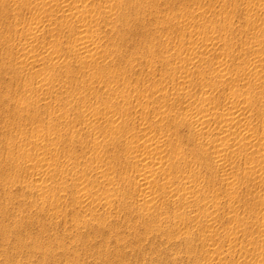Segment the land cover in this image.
Instances as JSON below:
<instances>
[{"label":"rangeland","instance_id":"obj_1","mask_svg":"<svg viewBox=\"0 0 264 264\" xmlns=\"http://www.w3.org/2000/svg\"><path fill=\"white\" fill-rule=\"evenodd\" d=\"M75 2L0 0V264H264V0Z\"/></svg>","mask_w":264,"mask_h":264},{"label":"bare ground","instance_id":"obj_2","mask_svg":"<svg viewBox=\"0 0 264 264\" xmlns=\"http://www.w3.org/2000/svg\"><path fill=\"white\" fill-rule=\"evenodd\" d=\"M76 2H77V0H75ZM72 2V1H71ZM75 2V3H76ZM67 3V2H66ZM66 3H64V5H63V8L64 9H66L65 8V6L67 7L68 5H66ZM74 3V4H75ZM70 5V4H69ZM72 5H73V3H72ZM75 6V5H74ZM69 7H71V5L69 6ZM79 7V6H78ZM68 8V7H67ZM63 9V10H64ZM68 9H70V8H68ZM76 9H80V8H76ZM75 10V9H74ZM82 10V9H81ZM81 10H79V11H81ZM83 10H85V9H83ZM73 11V10H72ZM76 12V11H75ZM74 12V13H75ZM81 12H83V11H81ZM68 13V12H67ZM70 13V12H69ZM72 13V12H71ZM70 13V14H71ZM73 13V14H74ZM84 13V12H83ZM63 14V13H62ZM61 14V15H62ZM75 14H77L78 15V13L76 12ZM74 14V15H75ZM74 15H72V16H74ZM80 15V14H79ZM81 15H82V13H81ZM66 16V15H65ZM68 16H70V15H68ZM66 18H67V16H66ZM84 35V34H83ZM83 37H87L88 38V36L86 35V36H83ZM81 38V37H80ZM79 39V38H78ZM81 39H83V38H81ZM80 42V41H79ZM78 42V43H79ZM84 42H86V41H84ZM88 42V43H87ZM87 44H90L89 43V41L87 40ZM82 43V42H81ZM85 43V44H86ZM78 45V44H77ZM81 45V44H80ZM79 46V45H78ZM84 46V45H83ZM88 46V45H87ZM80 47H82V45L80 46ZM79 48V47H78ZM91 54V53H90ZM89 55V54H88ZM92 55V54H91ZM236 97V96H235ZM234 97V98H235ZM239 97V96H238ZM196 110H194L193 108H190V109H186L185 111H184V114H185V116H184V119L186 120H190V121H188L189 123V126H190V129L193 131V132H195V131H199V132H204V131H206L205 130V128H206V126H205V123L206 122H208V117L206 116L207 114H205L203 111H202V109H200V108H195ZM238 111H240V110H238ZM236 109H229V110H227L226 112H225V110H224V112L222 113V116L220 115L219 116V121H222L223 123V125H222V127H224L223 128V131L221 130L220 131V133H221V135H219V140H218V142H216V144H214V147L216 148V157H217V160L220 162V165L222 164H224V162H225V157H224V151L223 150H225L227 147L230 149V147H235V143L234 144H231L229 141H228V138L230 137V135L232 134V127H233V123L235 122V120H238L240 117L239 116H241L242 115V113L240 112H238ZM244 113V112H243ZM216 115V114H215ZM212 116V115H211ZM222 117V118H221ZM211 118V117H210ZM220 118H221V120H220ZM237 123V122H236ZM206 124H208V123H206ZM234 125H235V123H234ZM220 126V125H219ZM247 126V125H246ZM111 127H114L113 125L111 126ZM209 128V127H208ZM245 128H248V127H245ZM243 129V131H245L244 130V128H242ZM249 129V128H248ZM247 129V130H248ZM247 130H246V132H247ZM242 131V130H241ZM251 131V130H250ZM223 133V134H222ZM239 133V135H240V133H241V135H243L244 137H246V133L245 132H238ZM248 133V132H247ZM251 133V132H250ZM253 134V133H252ZM240 135V136H241ZM239 136V137H240ZM248 136H250V135H248ZM251 136H253V135H251ZM242 138V137H241ZM251 138V137H250ZM150 139V138H149ZM260 139V138H259ZM258 139V140H259ZM169 140V139H168ZM209 141H211V140H209ZM251 141L253 142V139H251ZM237 142V141H236ZM171 143V142H170ZM208 143V142H207ZM210 143V142H209ZM208 143V144H209ZM254 143V145H255V143H256V141L255 142H253ZM239 144H240V142H239ZM160 143H156V144H154V146H153V144H152V146L154 147V148H156L155 149V151L158 149V150H160L159 148H160ZM243 145L244 144H240V146H237V144H236V146L239 148L240 147V149L241 148H243ZM261 146V147H259V149L261 148V149H263V152H264V139L262 138V140H259L258 141V146ZM135 147H137L136 145H134ZM257 146V145H256ZM139 147V146H138ZM143 147H144V151L143 152H141V154L144 156L143 158L144 159H146L147 161H149V162H147V163H145V165H144V172H143V176L141 177V180H142V184H145V185H149V184H151V182H153L154 180V177H153V175H152V172H154V171H152L153 169H159V166H160V164H162L163 163V161L165 160L164 158V156L160 153L159 155H155L154 154V148H151V147H149L148 145H143ZM238 148H237V150H238ZM244 148H245V146H244ZM247 148H249V145H248V147ZM247 148H245V149H243V151L244 150H248ZM138 149V148H137ZM137 149H136V152H137ZM236 149V148H235ZM234 149V150H235ZM258 149V148H257ZM139 150V149H138ZM157 150V151H158ZM156 151V154H158V152ZM179 152H181L180 151V149L178 150ZM223 151V152H222ZM227 151H228V149H227ZM227 151H226V153H227ZM236 151V150H235ZM242 151V150H241ZM240 151V152H241ZM259 151V150H258ZM262 150H260L259 152H261ZM177 152V151H176ZM175 152V153H176ZM237 152V151H236ZM226 153H225V156H226ZM140 154V155H141ZM177 154H179V153H177ZM228 154V153H227ZM261 155L262 154H264V153H260ZM137 155H139V154H137ZM180 156H181V153L179 154ZM184 155V154H183ZM174 156V155H173ZM169 157V156H168ZM177 156L175 155V158H176ZM183 157V156H182ZM143 158H139V160H143ZM252 158V157H251ZM172 159H173V157H172ZM42 160V159H41ZM43 160H44V158H43ZM253 160L254 159H252V162H253ZM228 161H229V159H228V157H227V162H225V163H228ZM167 162V161H166ZM170 162V161H169ZM218 162V163H219ZM257 163V162H256ZM165 164V163H164ZM171 164V163H170ZM50 165V164H49ZM221 165V166H222ZM47 166V165H46ZM263 166V165H262ZM34 167V166H33ZM254 167H256L255 165H254ZM253 167V168H254ZM153 168V169H152ZM44 169H45V167H44ZM160 169L164 172V170H163V168H161V166H160ZM159 169V170H160ZM255 170V169H254ZM166 171H167V169H166ZM102 172V171H101ZM106 172V171H105ZM160 172V171H159ZM107 173V172H106ZM155 173V172H154ZM36 174H37V172H36ZM163 174V173H162ZM169 174V173H168ZM101 176H103L102 175V173H101ZM107 176V175H106ZM167 177V176H166ZM169 177H171V176H169ZM168 178V177H167ZM153 180V181H152ZM113 181V180H112ZM234 181L233 180H228L227 181V183L229 184V186H233V185H235L234 183H233ZM153 183H156V182H153ZM171 183V182H170ZM165 184V183H164ZM160 185H161V183H160ZM169 185V184H168ZM186 187V186H185ZM234 187V186H233ZM160 188V187H159ZM164 188H165V186H164ZM163 188V189H164ZM167 188H168V186H167ZM196 188V187H195ZM180 189V188H179ZM179 191V190H178ZM183 191V190H182ZM162 193V192H161ZM178 193V192H177ZM187 193L188 192H184L183 194H181L180 196H181V200L183 199L184 201L185 200H188V196H187ZM105 195H106V193H105ZM108 196V195H107ZM106 196V197H107ZM101 197H102V195H101ZM109 198V197H108ZM110 199V198H109ZM143 201L144 202H150L151 200H152V195L150 194V193H146V194H144V196H143ZM263 220V221H262ZM262 225H263V232H262V241L264 242V219H263V217H262ZM208 221V220H207ZM260 221V222H261ZM241 231V230H240ZM245 231V230H244ZM248 231V230H247ZM232 232V231H231ZM234 232V231H233ZM248 233H250V231H248ZM232 234H234V233H232ZM232 234H230V235H232ZM261 238V237H260ZM251 240V239H250ZM252 241V240H251ZM262 243V242H261ZM220 254V253H219ZM262 255V254H261ZM262 260H264L263 259V257H262ZM256 264H258V263H256Z\"/></svg>","mask_w":264,"mask_h":264}]
</instances>
